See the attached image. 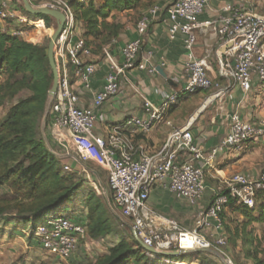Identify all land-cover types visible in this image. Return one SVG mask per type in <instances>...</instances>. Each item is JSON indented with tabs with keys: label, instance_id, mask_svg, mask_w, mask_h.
Listing matches in <instances>:
<instances>
[{
	"label": "built area",
	"instance_id": "2783aa9c",
	"mask_svg": "<svg viewBox=\"0 0 264 264\" xmlns=\"http://www.w3.org/2000/svg\"><path fill=\"white\" fill-rule=\"evenodd\" d=\"M39 1L40 7L58 11L65 18L53 46L58 83L48 115L52 141L62 154L82 164L92 162L105 174L113 213L129 227L132 238L141 244L140 248L149 260L157 264H210L181 263L162 255L177 254V258L188 255L186 253L201 252L209 257L211 264H234L227 251L221 214L228 198L254 209L259 195L264 194V173L256 177L234 174L221 178L210 205L196 210L192 230L156 213L148 202L153 188L162 186L191 209L197 208L204 198L205 178L214 170L216 158L226 152L240 154L251 144L264 141V119L246 122L235 111L230 116L229 132L222 143L209 151L195 145L189 124L183 128L171 126L165 143L152 155L136 152L122 135V130L133 126L141 134L148 133L177 103L179 93L211 90L213 93L207 100L215 101L225 98L235 88L248 94L256 84L263 85L264 17L245 12L241 8L245 0L225 4L216 17L207 20L199 17L209 8L211 0H174L167 7L151 6L136 24V38L120 49L121 64L110 52L109 46L115 40L101 49L100 54L108 68L105 85L88 106L80 107V97L90 89V80L95 73V56L76 27L69 0ZM160 19L167 25L169 41L182 40L184 86L178 93L161 92L159 106L143 98L144 120L133 119L123 127H115L105 137L95 135L98 111L120 93L121 82H128V71L157 74V68L150 61L151 53L139 61L138 56L149 27ZM38 22L47 28L42 18L27 15L18 0H0V30L26 39L28 30H38ZM47 29L50 34L46 35L50 36L55 27ZM198 31L209 32L218 42L219 46L213 52L216 80L209 76L212 51H206L202 57L196 55ZM165 66L163 62L160 68ZM63 167L66 172L73 171L71 166ZM90 184L96 187L93 180ZM34 236L43 252L59 260L72 257L81 240L87 238L83 224L61 214L46 218L36 228Z\"/></svg>",
	"mask_w": 264,
	"mask_h": 264
},
{
	"label": "trees",
	"instance_id": "16d2710c",
	"mask_svg": "<svg viewBox=\"0 0 264 264\" xmlns=\"http://www.w3.org/2000/svg\"><path fill=\"white\" fill-rule=\"evenodd\" d=\"M30 2L40 6V1ZM151 6L154 4L150 0H69L76 27L94 56L100 55L101 49L122 33L124 26L118 21L120 14L137 13ZM40 18L47 28L51 27V19ZM47 28L42 25L35 36L26 37L28 42L0 30V109L12 103L0 121V233L6 225H12L14 231L19 229L23 238V229L28 227V240L35 239L40 248L34 236L36 228L49 216L62 215L65 209L70 210L67 218L86 227L88 239L98 241L114 233L112 221L93 190L86 192L83 189L77 172L64 170L62 163L48 151L39 133L38 123L53 76L47 49L29 42L34 43L45 33H50ZM198 92L179 93L174 106ZM57 151L62 153L59 148ZM212 200L213 197L206 206ZM77 208L84 210L77 211ZM228 211L241 218L233 228L226 222ZM221 218L228 246L243 241L247 248L246 257L264 264L252 257L256 237L248 231L252 224H264V194L259 195L254 209L228 198ZM135 247L140 248L136 243L133 246L127 240L117 239L105 253L82 264H150L149 259L142 263Z\"/></svg>",
	"mask_w": 264,
	"mask_h": 264
},
{
	"label": "crops",
	"instance_id": "0c3cea01",
	"mask_svg": "<svg viewBox=\"0 0 264 264\" xmlns=\"http://www.w3.org/2000/svg\"><path fill=\"white\" fill-rule=\"evenodd\" d=\"M31 1L37 3L39 0ZM173 1L174 0H150L152 4L161 7H167ZM231 3H233V0H211L209 8L199 17V19L207 20L208 18H214L219 14L221 8L225 4ZM147 9L148 8L141 9L137 13L126 12L118 16V21L124 26V29L115 39V43L109 46L111 55L118 63H122L120 49L126 42L132 41L136 38V24L141 15L144 14ZM196 35L198 44L196 55L202 57L206 51H212V60L210 62L211 71L209 76L213 80H216L217 68L213 52L218 48V42L209 32L204 33L198 31L196 32ZM149 53H151V64L156 68H160V65L163 62L166 64L165 68L161 69L168 78L164 79L158 74V72L156 75L151 76L144 71H128L126 74L128 82H121L120 93L117 96L110 98L98 111L96 128L94 130L95 135L105 137L115 127H123L127 122L133 119L144 120L146 114L143 108V98L147 99L152 104L159 106L161 104V92L175 91L184 86L185 72L182 40L181 38H177L175 41H169L167 36V25L163 19L153 21L149 27L148 32L143 39L138 61ZM94 64L95 73L90 80V89L84 92L80 97V107L88 106L94 95L101 91L105 85V77L108 68L101 54L95 56ZM254 88L255 91L253 90L251 96H249L250 94H243L238 88H235L221 100H207L210 98L207 96L203 98L204 101L202 104L197 102V107L195 108V105H193L191 112L188 110L179 111L183 102H187L191 97L189 96L187 99L182 100L176 106L171 108L163 116L162 121L156 124L148 133L141 134L135 127L128 126L125 130H122V135L136 152L152 155L155 154L165 143L166 138L171 131V126L175 128H183L189 124L195 145L201 150L209 151L222 143L223 139L229 132L230 116L235 111H238L242 120L246 122L255 123V120L259 118L261 114L258 112L259 110H253V106L258 107V103L252 97L257 92L262 93V91H264V85L256 84ZM48 128L49 126L47 124L44 134L49 146L56 153L62 154L57 151L58 147L50 138ZM39 133L42 138L41 128ZM254 146V144H251L248 149L244 150L241 154L226 152L219 155L214 162V170L208 172L206 176L205 193L209 188V183L211 181L218 183L221 178H228L238 171H246V169L242 167L247 161L246 157H241L240 155L245 154ZM60 162L62 165L68 166H71V163H73L71 167L74 171H77L76 168H80L78 163L73 160H63ZM96 173L98 178L104 179L106 183L105 174L103 172L104 175L100 172ZM92 177L95 180L98 179L95 175H92ZM210 200L205 204H209ZM148 205L153 211L168 219L172 218L179 220L183 224L189 222V216L187 215V213H189V207L185 202L177 200L167 188L162 186L154 187L151 191Z\"/></svg>",
	"mask_w": 264,
	"mask_h": 264
},
{
	"label": "rangeland",
	"instance_id": "374dc122",
	"mask_svg": "<svg viewBox=\"0 0 264 264\" xmlns=\"http://www.w3.org/2000/svg\"><path fill=\"white\" fill-rule=\"evenodd\" d=\"M19 4L22 6L20 1ZM31 4L34 7H40L34 5L35 3H31ZM241 8L245 12H250L264 17V0H245ZM52 27H55V23L53 20L51 23V28ZM23 31L26 32V30ZM28 31H30L28 38L33 37L37 33L36 30H32V31L28 30ZM46 34H50V33H45L40 39H38L36 42L31 44H38L47 49L53 33L50 36L49 35L47 36ZM22 39L24 41L26 40L24 38ZM1 81L2 78L0 77V82ZM254 89L255 88H253V90ZM252 92L253 91L248 93V95L250 94L249 96H251ZM198 93L200 94L193 95L187 100V102H183V104L181 103L182 105L180 104L181 107L179 111L188 110L189 112H191L192 111L191 108L193 105H195L194 106L195 108L197 107V102H200V104H202L204 101L203 98L207 96L210 97L213 91L207 90V91H200ZM252 98H254L258 103V107L253 106V110L258 109L259 110L258 112L261 113L259 118L255 120V122H257L259 120L264 119V91H262V93L257 92L256 94L253 95ZM11 105L12 103H9L0 109V121L3 119V117L5 116L7 110L10 108ZM42 117L38 123L39 131L41 128ZM254 145L255 146L252 147V149L247 151L245 154L240 155L241 157H246L247 161L245 164L242 165V167H244L246 171H238L234 174H244L248 177H256L259 174L264 173V141L262 140L258 141ZM72 164L73 163H71V166ZM84 165L89 170H86L79 166L80 168L78 169L76 168L77 171L75 172L79 174L78 176L82 183L83 189L86 192H89L90 189L93 190L96 197L102 203L107 216L112 221V224L114 226L113 235L104 239H100L98 241L84 238V240H81L77 252L72 257H70L67 260H59L43 252L39 247V245L37 244V242L35 241V239L28 240L29 238L28 227L23 229V233L25 237L22 238L20 237L19 229L17 231H14L12 225H6V229L3 231V233H0V264H82L88 262V260L91 261L97 258L98 256H100L101 254L105 253L106 249L109 248L110 245L117 239L127 240L134 246L136 242L132 238L129 227L123 221H121V219H119L117 214L112 213L110 211L107 200L105 199L106 197L103 195L101 187L98 184V181L92 177L90 171L92 170L94 172L95 171L100 172L102 175L104 174L92 162L85 163ZM91 179L95 182L96 187L90 184V182L92 181ZM99 181L104 185L108 200L110 201V196L106 188L105 180L101 178L99 179ZM205 184H206V178H205ZM217 186H218L217 182L214 183L213 181H211L209 183V188L206 190L204 198L202 202L198 205V207L194 209H191L189 207V211H188L189 213H187V215L189 216V220H188L189 222L183 224L179 220H175L172 218L171 219L176 221L178 224L185 227L186 229L192 230L194 226V218H195L196 210L198 208H203L206 205L205 203L213 197ZM76 210L81 211L84 210V208H77ZM69 212H70L69 209H65L63 210L62 215L66 216ZM226 214H227L226 222L230 224L231 228H233L236 224H238V222L241 221L240 217L233 215L229 211ZM230 221H232V223H230ZM248 231H252L256 237V242L253 244L255 250L254 249L251 250L252 257L255 258L256 260H260L264 262V224L261 225L252 224L248 229ZM136 249L138 250V255L142 258V263H146L148 258L144 256L143 250H141V248H136ZM227 251L229 257L231 258L234 264H257L255 260L248 259L246 257L247 248L244 247L243 241H238V243L235 246L229 243ZM201 257H203L206 261H211L208 256L205 255L200 256L198 253L188 254L187 256L182 258L181 257L180 258L168 257V258L172 260H182L185 262L205 263V261L201 260ZM148 262L151 264L154 261L149 260Z\"/></svg>",
	"mask_w": 264,
	"mask_h": 264
},
{
	"label": "water",
	"instance_id": "95a60500",
	"mask_svg": "<svg viewBox=\"0 0 264 264\" xmlns=\"http://www.w3.org/2000/svg\"><path fill=\"white\" fill-rule=\"evenodd\" d=\"M19 1L21 2L22 8H23L24 12L27 15L32 16V17H46V18H49V19L53 20L54 23H55V29L53 31V35H52V37L50 39V42H49V45H48V48H47V60H48V64H49L52 76H53V81H52V85H51V87H50V89L48 91V96H47L48 99H47V102H46V105H45V108H44V111H43V117H42V122H41V132H42L43 142H44L46 148L48 149V151L58 161L73 160L76 163H78V165L81 168L89 170L88 168L85 167L84 164L76 161V159H74L73 157L68 156V155H64V154L56 153L49 146L48 141L46 139V136L44 134V130H45V127H46V122H47L48 115H49L50 104H51V102H52V100H53V98L55 96V93H56V90H57V83H58V73H57L56 65H55L54 59H53V46H54V43H55L58 35L60 34V32L62 30L63 25H64V22H65L64 15L62 13L58 12V11L50 10L48 8H45V7H34L31 4L30 0H19ZM157 72L164 79L168 78L164 74V71L161 68H157ZM179 91H180V89L175 90L174 92L178 93ZM90 172H91L92 175H95L98 178V175H97L96 172H94L92 170ZM97 181H98V184L101 187L103 195L106 197L105 199L107 200L108 207H109L110 211L113 213V211L111 209V206H110V201L108 200V197H107L106 189H105L104 185L99 181V178L97 179ZM136 244L141 246V244L139 242H136ZM145 250L150 252V253H156L153 249H150V248H145ZM186 254H189V253H186ZM162 255L163 256H167V257H176V256H178L177 254H162Z\"/></svg>",
	"mask_w": 264,
	"mask_h": 264
},
{
	"label": "bare ground",
	"instance_id": "6f19581e",
	"mask_svg": "<svg viewBox=\"0 0 264 264\" xmlns=\"http://www.w3.org/2000/svg\"><path fill=\"white\" fill-rule=\"evenodd\" d=\"M43 24H41L40 22H38L37 24H36V26H37V28L39 29L41 26H42ZM32 31V30H31ZM36 31H38V30H36ZM30 34V32L26 35V37H28V35ZM36 35V34H35ZM34 35V36H35Z\"/></svg>",
	"mask_w": 264,
	"mask_h": 264
}]
</instances>
